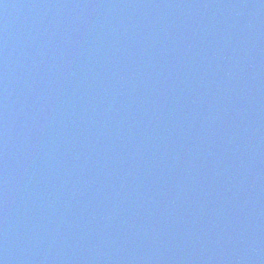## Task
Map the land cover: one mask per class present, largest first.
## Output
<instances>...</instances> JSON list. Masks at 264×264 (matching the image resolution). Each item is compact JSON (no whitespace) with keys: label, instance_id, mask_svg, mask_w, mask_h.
Instances as JSON below:
<instances>
[{"label":"water","instance_id":"1","mask_svg":"<svg viewBox=\"0 0 264 264\" xmlns=\"http://www.w3.org/2000/svg\"><path fill=\"white\" fill-rule=\"evenodd\" d=\"M0 264H264V0H0Z\"/></svg>","mask_w":264,"mask_h":264}]
</instances>
